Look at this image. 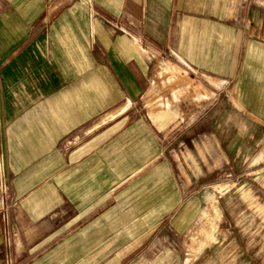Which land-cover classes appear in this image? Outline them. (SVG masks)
<instances>
[{
	"label": "crops",
	"instance_id": "obj_1",
	"mask_svg": "<svg viewBox=\"0 0 264 264\" xmlns=\"http://www.w3.org/2000/svg\"><path fill=\"white\" fill-rule=\"evenodd\" d=\"M259 9L0 0V264H264ZM169 58L217 87L170 121L147 107Z\"/></svg>",
	"mask_w": 264,
	"mask_h": 264
},
{
	"label": "rangeland",
	"instance_id": "obj_2",
	"mask_svg": "<svg viewBox=\"0 0 264 264\" xmlns=\"http://www.w3.org/2000/svg\"><path fill=\"white\" fill-rule=\"evenodd\" d=\"M257 1L260 8L264 7V0ZM249 15L254 20L264 21V10L259 9V11L257 12H249L248 16ZM256 34H261L262 36H264V27H257ZM153 65L155 69V75L151 89L148 92L147 107L149 112H151L153 115L155 112H161L164 120L170 121L171 113L173 114V118H186L185 113L188 109V107H186V104L188 103L187 98L188 96H190V99H192L193 96H196L199 93L197 90V86L202 84L206 85L211 89L212 96L215 92H217V87H215L214 83L204 82L202 75L189 69L181 59L169 58L168 60H154ZM169 66L174 67V72L165 71V68ZM189 109H192V107H189ZM169 121L167 123H169ZM258 153L261 154L259 160H263V163H260V165H262L264 164V147H261ZM1 165L2 164L0 163V197L4 195L7 190L5 184H1ZM242 171L237 172V174L242 173ZM209 190L212 194L214 193L213 187L207 189L206 191ZM209 206V213L206 214V216L202 217V219L200 218V220H198L193 227H203V224L208 226H215V224L217 223V212L214 210L216 206L214 200L210 202ZM263 208L264 207H261L260 209ZM200 230L202 231V228ZM197 232L198 230L196 229V233ZM199 236L202 237L203 235L195 234L194 236H191V239L193 240L194 237L199 238ZM163 237V242L168 241V243H172L173 245L175 243H185L187 240V237L185 235L179 236L177 239L174 238V236ZM4 238V246L7 248L10 246V237L6 233ZM161 238L162 236L158 237L156 239V242L161 241Z\"/></svg>",
	"mask_w": 264,
	"mask_h": 264
}]
</instances>
